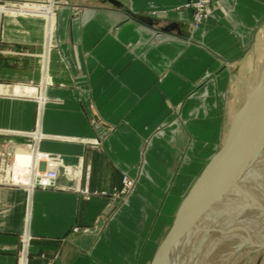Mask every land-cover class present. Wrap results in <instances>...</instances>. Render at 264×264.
<instances>
[{"label":"crops","instance_id":"0c3cea01","mask_svg":"<svg viewBox=\"0 0 264 264\" xmlns=\"http://www.w3.org/2000/svg\"><path fill=\"white\" fill-rule=\"evenodd\" d=\"M37 1L58 3L46 25L0 15V143L41 135L69 176L0 186V264H142L221 144L264 0H210L196 28L191 0Z\"/></svg>","mask_w":264,"mask_h":264},{"label":"rangeland","instance_id":"374dc122","mask_svg":"<svg viewBox=\"0 0 264 264\" xmlns=\"http://www.w3.org/2000/svg\"><path fill=\"white\" fill-rule=\"evenodd\" d=\"M198 5L199 0H191L185 5V8H189L192 12L191 28L194 19L202 14L199 12L200 9L198 8ZM210 7L212 13L213 5L211 1ZM44 18L47 20V16ZM44 18L39 17V19H41L46 25L48 20L46 21ZM262 69H264V24L254 35V40L249 46L248 56L243 61H241V63H239L238 69L236 70V73L234 74L231 81L232 85L231 90L229 91L228 104L226 107V126L223 132L221 144L219 145L218 149L224 143V140L234 123L236 121H240L247 110L251 107V104L256 98L255 95L258 92L264 93V71ZM260 84L263 87H261ZM260 87L261 89H259ZM260 100L256 101L259 102ZM246 104H248V108L243 113V109ZM254 110L255 112H253V115L251 116L253 117L257 115L256 121L249 125L248 128L250 129L247 133L245 143L232 156L230 161L231 168L228 166L227 169V165L225 168H223V171L226 169V172H228L226 173L224 171L222 178L215 181L210 190L206 192L207 195L203 197L201 205L193 215L194 217L192 221L198 223V229L196 232H199L196 233L194 231L190 235H187V237H185L183 240L174 241V243L169 247L167 255H162L160 258V264H199L200 260L205 262V264H222L219 263L221 261L223 264H225L224 262L227 261L228 264L230 259L231 261L229 264H233L234 260V264H264V218L262 217L264 216V123H260L262 120H264V99L259 102L257 107L252 109V111ZM257 127L258 130L255 132ZM238 129H240V126ZM255 134L256 136L253 140V143L250 145L249 142L251 139H253ZM259 138H261V140H259ZM11 145V150H5L4 147L7 146V143L1 141L0 146L3 148V150L0 152L12 154L9 157V159L12 161L13 154H15L17 149L20 147V141H12ZM261 150L262 152L260 153ZM254 154L257 158H254ZM259 155H261L263 158H261V156L259 158ZM244 166L247 168H244L245 170L243 171ZM261 166L263 169L260 168ZM248 168H251V172L248 171ZM236 169L239 170V172ZM247 176H249V178H247ZM128 182H131V186L128 185ZM222 187L223 189H221ZM190 188L188 189L187 193L189 192ZM133 189L134 180L124 177L121 180L120 188L115 190L110 195V202H112L110 211L113 212L119 210L122 206H124L128 196L133 192ZM175 215L169 221V223L173 221ZM211 246H216L214 248H217L218 246V248L215 250L211 248ZM210 248L213 249V253ZM232 248H234L235 251H233ZM207 252H209V254H207ZM155 254L156 251L151 249L148 255L150 261L154 259ZM196 254L199 256V259L195 257V260L198 259L196 261L194 260L196 263L191 262L193 261L192 256H196ZM205 254L207 255L204 256ZM219 254L222 256H219ZM229 255L232 256L228 258ZM191 257L192 259H190V261L189 258ZM207 257L208 259L205 261L204 258Z\"/></svg>","mask_w":264,"mask_h":264},{"label":"built area","instance_id":"2783aa9c","mask_svg":"<svg viewBox=\"0 0 264 264\" xmlns=\"http://www.w3.org/2000/svg\"><path fill=\"white\" fill-rule=\"evenodd\" d=\"M57 6L58 3L51 1L2 0L0 2V14L14 17L44 18L48 16L50 18L51 15H54ZM198 8L202 14L194 19L192 28L199 26L211 15L209 0H199ZM32 137L34 139L33 143L29 145V150L27 151L31 155V162L27 165L28 173L21 177L27 178V181L23 183L21 182V178L20 183H14L12 181V168L15 163V154H13L11 161L9 157L12 154L0 152V186L20 187L28 192L33 189L47 190L56 186L60 174L65 175L66 170L62 158L59 155L39 152L36 147V142L42 136L36 134L32 135ZM66 174L69 176L68 171ZM128 183L131 186V182Z\"/></svg>","mask_w":264,"mask_h":264},{"label":"water","instance_id":"95a60500","mask_svg":"<svg viewBox=\"0 0 264 264\" xmlns=\"http://www.w3.org/2000/svg\"><path fill=\"white\" fill-rule=\"evenodd\" d=\"M248 104L245 105L243 113L248 108ZM238 123H240V121H236L231 127L222 146L209 160L200 176L196 179L189 192L184 197L173 221L162 229V232L158 236L157 242L155 244L154 250L156 251V254L154 256V259H152V261L146 259V254L144 253L142 264H160V258L162 257V255H167L168 249L174 243V241H181L187 235H190L198 229V223L192 221L190 217L195 213V211H197L200 200L207 195V193H205V187L210 184L208 181L213 178L214 174L221 166L220 164L222 163V161L229 155L235 141V133L239 128ZM257 130L258 127L256 128L255 132ZM256 134L249 142L250 145L253 143Z\"/></svg>","mask_w":264,"mask_h":264},{"label":"bare ground","instance_id":"6f19581e","mask_svg":"<svg viewBox=\"0 0 264 264\" xmlns=\"http://www.w3.org/2000/svg\"><path fill=\"white\" fill-rule=\"evenodd\" d=\"M47 27V26H46ZM263 71H264V69H262ZM262 74V73H261ZM260 74V75H261ZM263 74H264V72H263ZM264 79V78H263ZM260 86L261 87H263L264 86V84H263V86L260 84ZM261 87L259 88V89H261ZM253 88V87H252ZM263 89V88H262ZM260 91V90H259ZM262 92V91H261ZM257 93V92H256ZM255 99H254V101H253V103L251 104V107L247 110V112L245 113V115L243 116V118L242 119H240V123H238V125L240 126V129H238V131L235 133V141H234V143H233V146H232V148H231V150H230V153H229V155L227 156V158L226 159H224L223 161H222V163L220 164L221 166L219 167V169L216 171V173L214 174V176H213V178H211L208 182L210 183V184H208V186L207 187H205L206 188V191H205V193L208 191V190H210V188H211V186L215 183V181H217V180H220L221 178H222V176L224 175L223 174V172L225 171L226 172V169L223 171V168H225V166L227 165V169H228V166L231 168V158H232V156L234 155V153L236 152V151H238L242 146H243V144L245 143V141H246V136H247V133H248V131H249V129L250 128H248L249 127V125L250 124H253V122L254 121H256V117H257V115H255V116H251V115H253V112H255V110L254 111H252V109L253 108H255V107H257L258 106V104H259V102H261V100L262 99H264V93L262 92V93H260V92H258L256 95H255ZM261 99V100H260ZM256 100H260L259 102H257ZM256 101V102H255ZM252 117V118H251ZM260 123H264V120H262ZM256 125V124H255ZM259 140H261V138H259ZM259 142V141H258ZM252 152V151H251ZM262 152V150L260 151V153ZM259 153V152H258ZM264 154V153H263ZM254 156H255V154H254ZM257 156H258V154H257ZM260 156L261 155H259V158H260ZM264 156V155H263ZM254 158H257L256 156L254 157ZM261 158H263L262 156H261ZM246 159V158H245ZM248 159V158H247ZM253 161H255V160H253ZM257 161V160H256ZM29 162H31V155H30V153L29 154H20V155H16L15 154V163H14V166H13V168H12V181L14 182V183H20V178L22 177V176H25L27 173H28V169H27V165L29 164ZM230 162V163H229ZM233 163V162H232ZM248 164H249V162H248ZM251 164V163H250ZM234 165V164H233ZM249 167V166H248ZM244 168H247V167H243V171L245 170ZM261 169H263L262 168V166L260 167ZM249 169V168H248ZM251 169V168H250ZM248 170V171H250L251 172V170ZM237 170V169H236ZM239 170H240V168H239ZM239 170H237L238 172H239ZM263 171V170H262ZM228 172V171H227ZM226 172V173H227ZM237 172V173H238ZM241 172V171H240ZM249 172V173H250ZM245 173V172H244ZM256 173V172H255ZM230 174H231V172H230ZM240 174V173H239ZM251 174V173H250ZM233 177V176H232ZM238 177V176H237ZM239 178V177H238ZM240 178H241V176H240ZM246 178V177H245ZM247 178H249V176H247ZM225 179V178H224ZM264 179V178H263ZM233 180V179H232ZM245 180V179H244ZM27 181V178L25 179V178H21V182H26ZM224 182V181H223ZM259 183V182H258ZM216 185V184H215ZM222 185V184H221ZM225 185V184H224ZM227 185V184H226ZM204 188V189H205ZM215 189V188H214ZM221 189H223V187L221 188ZM220 190V189H219ZM214 195V194H213ZM244 196V195H243ZM254 196V195H253ZM245 198V197H244ZM254 198V197H253ZM259 198V197H258ZM206 199V198H205ZM234 199V198H233ZM211 200V199H210ZM202 201V199L200 200V202H199V206L201 205V202ZM207 201H209V200H207ZM234 201V200H233ZM254 203V202H253ZM257 205V204H256ZM198 206V207H199ZM215 206V205H214ZM206 208V207H205ZM253 208H255V207H253ZM198 209V208H197ZM246 211H247V209H246ZM246 213V212H245ZM248 213V212H247ZM264 213V212H263ZM249 214V213H248ZM194 215V214H193ZM191 216L190 217V219L192 220L193 219V217L194 216ZM207 215V214H206ZM244 215V214H243ZM264 215V214H263ZM235 216V215H234ZM244 217V216H243ZM263 218H264V216H262ZM259 220V219H258ZM200 221V220H199ZM200 223V222H199ZM225 223V222H224ZM255 223V222H254ZM259 225V224H258ZM204 226V225H203ZM238 226V225H237ZM236 227V226H235ZM239 229V228H238ZM254 230V229H253ZM196 232V231H195ZM197 232H199V231H197ZM196 232V233H197ZM204 232V231H203ZM193 235V234H192ZM236 235V234H235ZM212 236V235H211ZM187 237V236H186ZM197 237V236H196ZM199 237V236H198ZM232 237V236H231ZM241 237V236H240ZM200 238V237H199ZM211 238V237H210ZM234 238V237H233ZM237 238V237H236ZM189 239H191V238H189ZM216 239H218V238H216ZM196 240V239H195ZM219 240V239H218ZM209 241V240H208ZM223 241V240H222ZM190 242V241H189ZM203 242V241H202ZM218 242H220V241H218ZM220 243H222V242H220ZM189 245V244H188ZM235 245V244H234ZM237 245V244H236ZM240 245V244H239ZM210 247V246H209ZM208 247V248H209ZM214 247H216V246H214ZM213 246H211V248H213V249H217L218 248V246H217V248H214ZM210 248V250L212 251L213 249H211ZM231 248V247H230ZM194 249V248H193ZM233 249V251H235V249L234 248H232ZM179 250V249H178ZM214 250V251H215ZM206 251H208V250H206ZM211 251H209V252H211ZM204 252V251H203ZM209 252H207V254H209ZM220 252V251H219ZM183 253V252H182ZM212 253H213V251H212ZM221 253H222V251H221ZM207 254H205L204 256H206ZM223 254H224V252H223ZM233 254V253H232ZM185 255V254H184ZM221 254H219V256H220ZM222 256V255H221ZM232 256V255H231ZM230 255H229V257L228 258H230L231 257ZM192 257H193V261H191L190 259H192ZM191 258H189V260L191 261V262H194V258L195 257H197L198 259H199V256H197V254H196V256H192ZM223 257H224V255H223ZM184 258V257H183ZM222 258V257H221ZM198 259H196V260H198ZM205 259V261L208 259V257L207 258H204ZM203 259V260H204ZM225 259H226V257H225ZM195 260V261H196ZM223 260V259H222ZM227 260V259H226ZM179 261V260H178ZM189 261V262H190ZM221 261V260H220ZM223 261H225V260H223ZM228 261H229V259H228ZM230 261H231V259H230ZM230 261H229V263H230ZM203 261L202 260H200V263H202ZM212 262V261H211ZM210 262V263H211ZM234 262H235V260L233 261V264H234ZM186 263H187V261H186ZM194 263H196V262H194ZM199 263V264H200ZM204 264H205V262H203ZM202 263V264H203ZM219 263H222L223 264V262L221 261V262H219ZM225 264H227V261L226 262H224ZM228 263V264H229ZM182 264V263H181ZM184 264V263H183ZM188 264V263H187ZM209 264V263H208ZM213 264H215V263H213Z\"/></svg>","mask_w":264,"mask_h":264}]
</instances>
